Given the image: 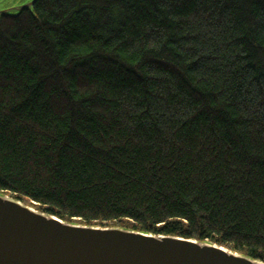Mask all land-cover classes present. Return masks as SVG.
I'll return each mask as SVG.
<instances>
[{
	"label": "trees",
	"instance_id": "obj_1",
	"mask_svg": "<svg viewBox=\"0 0 264 264\" xmlns=\"http://www.w3.org/2000/svg\"><path fill=\"white\" fill-rule=\"evenodd\" d=\"M33 9L0 19V192L264 262V0Z\"/></svg>",
	"mask_w": 264,
	"mask_h": 264
},
{
	"label": "water",
	"instance_id": "obj_2",
	"mask_svg": "<svg viewBox=\"0 0 264 264\" xmlns=\"http://www.w3.org/2000/svg\"><path fill=\"white\" fill-rule=\"evenodd\" d=\"M38 0L0 10L17 17ZM0 264H264L211 240L66 221L0 192Z\"/></svg>",
	"mask_w": 264,
	"mask_h": 264
},
{
	"label": "rangeland",
	"instance_id": "obj_3",
	"mask_svg": "<svg viewBox=\"0 0 264 264\" xmlns=\"http://www.w3.org/2000/svg\"><path fill=\"white\" fill-rule=\"evenodd\" d=\"M29 0H0V10L17 7V5L27 3Z\"/></svg>",
	"mask_w": 264,
	"mask_h": 264
}]
</instances>
